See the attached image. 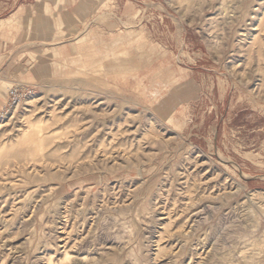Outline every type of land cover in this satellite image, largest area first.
Returning <instances> with one entry per match:
<instances>
[{
  "label": "rangeland",
  "instance_id": "rangeland-1",
  "mask_svg": "<svg viewBox=\"0 0 264 264\" xmlns=\"http://www.w3.org/2000/svg\"><path fill=\"white\" fill-rule=\"evenodd\" d=\"M54 3L0 24V264H264V0Z\"/></svg>",
  "mask_w": 264,
  "mask_h": 264
},
{
  "label": "crops",
  "instance_id": "crops-1",
  "mask_svg": "<svg viewBox=\"0 0 264 264\" xmlns=\"http://www.w3.org/2000/svg\"><path fill=\"white\" fill-rule=\"evenodd\" d=\"M54 0H43L42 2L33 3V4H26L22 5L17 8V11L11 16L12 22H15L14 25L18 28L22 29V38L18 39L19 43H24V32L25 28H29L30 31H32L34 37L36 38L34 40V48L37 46L40 47L41 44V37L48 38V42L51 43L54 40V35H45V31H57V25L59 24L56 17H54L55 13V7H54ZM74 5V4H73ZM82 2L76 3L75 10L81 11L82 9ZM28 9H30V12H26ZM65 5H62V10H65ZM10 19L6 20H0V24L8 25V22ZM62 26V24H60ZM24 30V31H23ZM57 33V32H56ZM56 38V37H55ZM1 43V40H0ZM66 51L71 53V47H65ZM2 48L0 46V58L2 55ZM1 60V59H0ZM9 63L1 62L0 61V69H5L2 74L6 76H14L15 71H9L8 68H11Z\"/></svg>",
  "mask_w": 264,
  "mask_h": 264
},
{
  "label": "built area",
  "instance_id": "built-area-1",
  "mask_svg": "<svg viewBox=\"0 0 264 264\" xmlns=\"http://www.w3.org/2000/svg\"><path fill=\"white\" fill-rule=\"evenodd\" d=\"M32 96V89L28 85H13L7 90L6 100L0 113L7 114L20 106L25 100Z\"/></svg>",
  "mask_w": 264,
  "mask_h": 264
},
{
  "label": "bare ground",
  "instance_id": "bare-ground-1",
  "mask_svg": "<svg viewBox=\"0 0 264 264\" xmlns=\"http://www.w3.org/2000/svg\"><path fill=\"white\" fill-rule=\"evenodd\" d=\"M74 51V50H73ZM101 59V58H100ZM90 62V61H89ZM95 62V61H94ZM91 63V62H90ZM32 102V101H31ZM34 102V101H33ZM39 137V139L38 140H41V138H40V135L38 136Z\"/></svg>",
  "mask_w": 264,
  "mask_h": 264
}]
</instances>
